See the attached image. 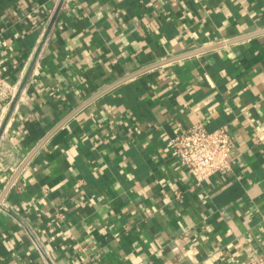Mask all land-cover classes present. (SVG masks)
Returning <instances> with one entry per match:
<instances>
[{
	"label": "crops",
	"instance_id": "1",
	"mask_svg": "<svg viewBox=\"0 0 264 264\" xmlns=\"http://www.w3.org/2000/svg\"><path fill=\"white\" fill-rule=\"evenodd\" d=\"M264 29V0H0V196L70 112L119 79ZM235 142L197 183L172 138ZM264 264V33L105 91L54 131L0 206V264Z\"/></svg>",
	"mask_w": 264,
	"mask_h": 264
},
{
	"label": "built area",
	"instance_id": "2",
	"mask_svg": "<svg viewBox=\"0 0 264 264\" xmlns=\"http://www.w3.org/2000/svg\"><path fill=\"white\" fill-rule=\"evenodd\" d=\"M20 87L5 77L4 63L0 57V103L13 104L16 98H20ZM234 148V139L226 128L209 130L202 122L195 123L172 138L174 155L197 183L217 172L231 169L236 158Z\"/></svg>",
	"mask_w": 264,
	"mask_h": 264
},
{
	"label": "water",
	"instance_id": "3",
	"mask_svg": "<svg viewBox=\"0 0 264 264\" xmlns=\"http://www.w3.org/2000/svg\"><path fill=\"white\" fill-rule=\"evenodd\" d=\"M261 33H264V29L262 30H259V31H255V32H251V33H248V34H245V35H241L239 37H235L233 39H229L227 41H222V42H219V43H215V44H212V45H208V46H205V47H201V48H197V49H194V50H191V51H188L186 53H183L181 55H177V56H174V57H170L168 59H165V60H162V61H159L157 63H154L152 65H149L147 67H144L142 69H139L138 71L136 72H133L129 75H126L125 77L119 79L118 81H116L115 83H113L112 85H110L109 87L99 91L98 93L94 94L93 96H91L90 98H88L86 101H84L81 105H79L76 109H74L72 112H70L54 129H52V131H50V133H48L46 135V137H44L42 139V141L29 153V155L25 158V160L21 163V165L18 167V169L16 170V172L14 173L13 177L11 178L9 184L7 185L5 191L2 193V195L0 196V206H1V203L7 193V191L9 190L10 186L12 185V183L14 182L15 178L17 177V175L19 174V172L23 169V167L26 165V163L29 161V159L34 155V153L39 149V147L45 142L46 139H48L49 136H51V134L54 133V131H56L61 125H63L68 119H70L76 112H78L80 109H82L84 106H86L88 103H90L92 100H94L96 97H98L99 95H101L102 93H104L105 91L109 90L110 88L116 86L117 84H120L124 81H126L127 79H130L131 77L133 76H136L146 70H149L151 68H154V67H157L159 65H162L164 63H167V62H170V61H173V60H177L179 58H183V57H187V56H190V55H194V54H198V53H201V52H205V51H208V50H211V49H214L216 47H219V46H223V45H226V44H229V43H233V42H237V41H240V40H243V39H246V38H249V37H252V36H255V35H258V34H261ZM22 91V87H20V91L19 93ZM17 101V98L16 100L14 101L13 105H15Z\"/></svg>",
	"mask_w": 264,
	"mask_h": 264
}]
</instances>
